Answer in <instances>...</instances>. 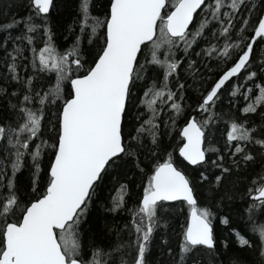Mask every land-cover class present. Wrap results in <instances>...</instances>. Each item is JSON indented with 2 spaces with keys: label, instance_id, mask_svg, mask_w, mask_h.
<instances>
[{
  "label": "snow or ice",
  "instance_id": "obj_1",
  "mask_svg": "<svg viewBox=\"0 0 264 264\" xmlns=\"http://www.w3.org/2000/svg\"><path fill=\"white\" fill-rule=\"evenodd\" d=\"M58 5L0 11V264H264V0Z\"/></svg>",
  "mask_w": 264,
  "mask_h": 264
},
{
  "label": "trees",
  "instance_id": "obj_2",
  "mask_svg": "<svg viewBox=\"0 0 264 264\" xmlns=\"http://www.w3.org/2000/svg\"><path fill=\"white\" fill-rule=\"evenodd\" d=\"M8 2V0H0V11H2L5 7V4ZM77 0H59V11L54 12L53 15V26L57 30L58 33L63 31V26L69 24L75 14V8H76ZM26 10H20L19 15L23 16L25 14ZM3 19L0 18V23H3ZM59 42L61 46H63L64 41L62 40V37L59 38ZM222 107L227 110L228 104L227 99L224 100ZM181 123H183L181 121ZM118 188V186H117ZM111 192V195L118 196L120 193L118 190H112V183L110 182L107 187L104 190V196L108 197ZM138 195V190H134L132 192V199H135ZM210 193H205V196H210ZM210 203V201L201 199L200 204L204 205ZM244 204L237 199L234 202L229 203L228 201H225L224 205V214L231 217V226L232 228L239 230L241 234L245 235L246 238L254 239V237H251L247 231V227L245 225L244 219L242 218ZM103 214L99 213L97 210H93V218L96 219L97 217H102ZM119 219L123 220L126 219L125 217H120ZM98 223L102 226L104 221L103 219H99ZM216 232L218 237L221 238H228L229 232L224 228L223 225L216 224ZM171 242L173 244V247H175V236L174 234H171ZM236 251V248L234 245L230 244L229 254H232ZM153 258L157 261V264H165V262L169 259L167 255L164 253L162 248L159 246V239H157L156 247L153 249ZM226 262L227 257L223 258Z\"/></svg>",
  "mask_w": 264,
  "mask_h": 264
}]
</instances>
